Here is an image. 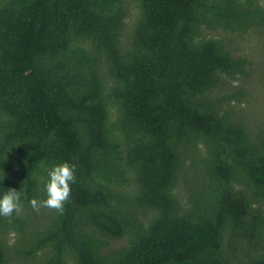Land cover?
Returning <instances> with one entry per match:
<instances>
[{"label": "trees", "instance_id": "obj_1", "mask_svg": "<svg viewBox=\"0 0 264 264\" xmlns=\"http://www.w3.org/2000/svg\"><path fill=\"white\" fill-rule=\"evenodd\" d=\"M260 36L264 93V0H0V264H264Z\"/></svg>", "mask_w": 264, "mask_h": 264}, {"label": "clouds", "instance_id": "obj_2", "mask_svg": "<svg viewBox=\"0 0 264 264\" xmlns=\"http://www.w3.org/2000/svg\"><path fill=\"white\" fill-rule=\"evenodd\" d=\"M47 174L46 199L40 201L33 198L30 205L36 212L47 208L63 214L71 197V186L76 183V165L66 161L54 165ZM21 196L22 193L15 188H9L0 196V216L11 217L14 212H19L22 208Z\"/></svg>", "mask_w": 264, "mask_h": 264}, {"label": "rangeland", "instance_id": "obj_3", "mask_svg": "<svg viewBox=\"0 0 264 264\" xmlns=\"http://www.w3.org/2000/svg\"><path fill=\"white\" fill-rule=\"evenodd\" d=\"M262 37L260 36L259 39L257 41L254 42L253 45H251L252 48L259 50L257 51H250V50H246V52L244 53L246 56L249 57L250 62H251V68H252V73H251V83L247 84V87L250 89V91H252V94L254 95V102H259V106L257 108H251L249 107L247 109V112L249 115L253 116L254 113H256L257 115L259 114L258 110L260 109V107L262 106L261 109L264 108V93H262L260 91L261 85H257L258 82H262V78H263V66H262ZM234 85H237L234 84ZM257 85V87H256Z\"/></svg>", "mask_w": 264, "mask_h": 264}]
</instances>
